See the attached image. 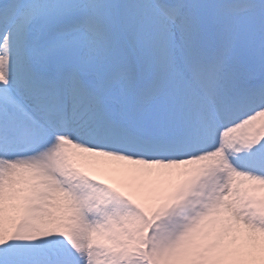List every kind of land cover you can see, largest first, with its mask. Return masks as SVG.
<instances>
[{
  "label": "snow or ice",
  "instance_id": "snow-or-ice-1",
  "mask_svg": "<svg viewBox=\"0 0 264 264\" xmlns=\"http://www.w3.org/2000/svg\"><path fill=\"white\" fill-rule=\"evenodd\" d=\"M0 264H264V0H0Z\"/></svg>",
  "mask_w": 264,
  "mask_h": 264
}]
</instances>
